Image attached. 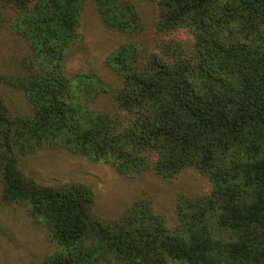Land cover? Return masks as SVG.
<instances>
[{
	"label": "trees",
	"instance_id": "trees-1",
	"mask_svg": "<svg viewBox=\"0 0 264 264\" xmlns=\"http://www.w3.org/2000/svg\"><path fill=\"white\" fill-rule=\"evenodd\" d=\"M88 3L124 35L104 62L114 84L67 69ZM6 10L29 54L22 73H0V200L47 232L44 264H264V0H0ZM47 148L122 177L191 172L210 189L178 194L170 226L146 196L101 217L92 186L21 170Z\"/></svg>",
	"mask_w": 264,
	"mask_h": 264
},
{
	"label": "rangeland",
	"instance_id": "rangeland-1",
	"mask_svg": "<svg viewBox=\"0 0 264 264\" xmlns=\"http://www.w3.org/2000/svg\"><path fill=\"white\" fill-rule=\"evenodd\" d=\"M140 9L145 31L151 34L153 6L144 3ZM14 17L10 10L0 14V73L4 75L22 73L29 54L23 33L16 30L17 24H21ZM79 31L81 38L68 59V71H94L105 81L116 83V77L104 62L122 43L124 35L108 29L91 3L86 5L80 17ZM150 34L145 38L148 39ZM1 91L11 111L26 112L27 104L20 92L6 87ZM20 168L42 185L78 181L92 186L96 194L95 212L101 217H115L134 198L150 197L169 226L175 220L174 200L178 194H204L210 189L205 180L191 172L172 181H163L151 173L122 177L107 165L54 148L23 157ZM53 252L54 245L47 232L29 219L25 208L5 205L0 200V264H44V259Z\"/></svg>",
	"mask_w": 264,
	"mask_h": 264
}]
</instances>
